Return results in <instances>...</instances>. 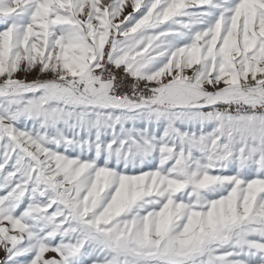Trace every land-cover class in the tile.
I'll use <instances>...</instances> for the list:
<instances>
[{
    "label": "snow or ice",
    "instance_id": "obj_1",
    "mask_svg": "<svg viewBox=\"0 0 264 264\" xmlns=\"http://www.w3.org/2000/svg\"><path fill=\"white\" fill-rule=\"evenodd\" d=\"M0 264H264V0H0Z\"/></svg>",
    "mask_w": 264,
    "mask_h": 264
},
{
    "label": "crops",
    "instance_id": "obj_2",
    "mask_svg": "<svg viewBox=\"0 0 264 264\" xmlns=\"http://www.w3.org/2000/svg\"><path fill=\"white\" fill-rule=\"evenodd\" d=\"M50 255V254H49Z\"/></svg>",
    "mask_w": 264,
    "mask_h": 264
},
{
    "label": "rangeland",
    "instance_id": "obj_3",
    "mask_svg": "<svg viewBox=\"0 0 264 264\" xmlns=\"http://www.w3.org/2000/svg\"><path fill=\"white\" fill-rule=\"evenodd\" d=\"M51 255V254H50Z\"/></svg>",
    "mask_w": 264,
    "mask_h": 264
}]
</instances>
